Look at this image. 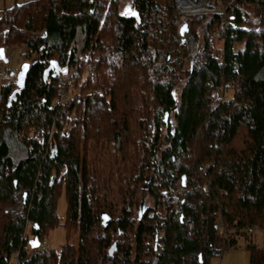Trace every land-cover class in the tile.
Masks as SVG:
<instances>
[{
  "label": "trees",
  "instance_id": "trees-1",
  "mask_svg": "<svg viewBox=\"0 0 264 264\" xmlns=\"http://www.w3.org/2000/svg\"><path fill=\"white\" fill-rule=\"evenodd\" d=\"M123 1L14 0L0 11V46L37 56L22 90L0 81V264L15 253L18 264H209L253 230L262 246H245L250 264H264V0L189 16L191 66L172 0ZM51 61L66 74L44 81ZM175 180L191 229L165 217L159 191ZM19 191L22 210L9 212ZM61 193L66 243L31 249L25 220L46 240ZM140 198L153 206L138 220Z\"/></svg>",
  "mask_w": 264,
  "mask_h": 264
},
{
  "label": "built area",
  "instance_id": "built-area-1",
  "mask_svg": "<svg viewBox=\"0 0 264 264\" xmlns=\"http://www.w3.org/2000/svg\"><path fill=\"white\" fill-rule=\"evenodd\" d=\"M211 3V9L208 10V13H223V9L222 8H218V6L216 5L217 3H220V0H210ZM176 7L178 8L177 4ZM222 9V10H221ZM198 13H202V10L194 13V14H198ZM207 13V12H206ZM191 14V15H194ZM181 25V23H179L177 26V28H179ZM45 33L42 32L40 33L41 37H44ZM185 36V35H184ZM180 39L184 42L185 39L183 37H180ZM0 48L3 49V57L4 60H0V81L3 80H7L10 81L13 86L15 87V82H16V75L19 72L20 68L17 70H13L12 69V65L14 64L15 61V57H14V51L17 50L20 52V67L23 63H28L29 66L34 63L37 59L36 53H34L33 51H31L25 44H16V45H9V46H0ZM193 57L195 56V52L194 48H192ZM78 58H80V56H78ZM74 68L72 67L69 72H68V77H71L73 75V70ZM71 87V85L69 86ZM16 89V88H15ZM69 90V89H68ZM68 91L67 92H62L60 94V96L58 97V99L56 100L55 106H57L58 108L62 107L64 105V103L68 100ZM213 106V105H212ZM76 118V109L74 108L72 110L71 115L68 117V120L65 124V128L66 130L69 129V124L73 121H75ZM50 141V140H49ZM186 192V189L183 185V183L180 180H175L171 182V188L167 191V190H162L161 194L163 196H165V204H166V211H165V217L167 219H174L175 221H181L187 228L191 229L192 228V223L189 219H184L182 217V213L180 210V206H181V199L184 196ZM25 194V191H19L16 193H13L11 195V199L14 202V205L9 208V210L11 212H17L20 213L22 210V204L23 202L27 199L23 198V195ZM29 209H31V205L28 206ZM220 226V232L221 234H224V228L221 224H219ZM35 227L33 222L29 221L28 219L25 220V227H24V231H23V235L22 238H28L29 240L32 239V237L30 236V231L31 229ZM165 237L164 231L162 230L161 232H159L157 238H156V246L158 247V249L163 247V239ZM38 248H40L41 250H46L49 248V244L47 242V240H43L42 242H39V246ZM159 253V251H158ZM11 264H18V257H17V253H15L12 257L11 260Z\"/></svg>",
  "mask_w": 264,
  "mask_h": 264
},
{
  "label": "rangeland",
  "instance_id": "rangeland-1",
  "mask_svg": "<svg viewBox=\"0 0 264 264\" xmlns=\"http://www.w3.org/2000/svg\"><path fill=\"white\" fill-rule=\"evenodd\" d=\"M16 1L23 2L25 0H16ZM129 1L130 0H124L121 3V9L125 10L127 5H129ZM172 1L174 3L176 11L180 15V17L174 21L176 24V32H178L177 25L181 23L183 19H186L188 23V33L185 34V36L183 37L185 39L184 42L180 39V36L177 33V36L179 37L181 44L185 45V48L188 51V60L186 63V66H187V65H190L191 63V59H192L191 55L193 54L192 48H194V51L196 50L195 54L197 53V50H198L197 42L189 34L190 25L188 22V17L193 16V15L180 10L179 7L177 8L176 0H172ZM200 1L203 2L204 4L202 13H206V12L208 13V10L211 9L210 0H200ZM10 2L11 0H0V11H2L4 7H8V5L11 4ZM217 4L216 5L218 6V8L224 9L221 3H217ZM198 14H201V13H198ZM194 15H197V14H194ZM220 46H221L220 43H218L217 41H214L215 49L216 48L219 49ZM13 54L15 57V61H14V64L12 65V69L17 70L20 68V64H21L20 63V52L15 50ZM177 96H178V93L174 92V98L177 99ZM162 190L159 191V194L165 199V196L161 194ZM138 204H143L144 207L153 206V202L147 198L138 199ZM8 211L11 212L9 208H8ZM65 211H66L65 196L63 193H61L57 197V202H56V214L58 217V224L54 228L50 229L47 232V235L45 237L49 244L50 250L57 251L67 241L66 232L64 230V227L62 226L64 218H65ZM249 235H251V239L248 240V239H245L244 237H240L238 240L237 246L234 249L225 250L224 252H222L220 257L214 258L213 260L210 261L209 264H250V252L246 249L245 246L249 244V242H252V244L255 245L257 248L261 247L262 246V236H261L260 231L258 230L251 231Z\"/></svg>",
  "mask_w": 264,
  "mask_h": 264
},
{
  "label": "water",
  "instance_id": "water-1",
  "mask_svg": "<svg viewBox=\"0 0 264 264\" xmlns=\"http://www.w3.org/2000/svg\"><path fill=\"white\" fill-rule=\"evenodd\" d=\"M126 15L130 18L136 19L137 22L139 21L138 14L135 11L133 5L129 7ZM177 33L180 37H184V35L188 33V23H187L186 19L182 20L181 25L178 28ZM0 60H4L2 48H0ZM191 65H192V59H191L190 66ZM25 66H27V67H25ZM29 67L30 66L28 63H23L21 65L20 70L16 75V82H15L16 91H20L25 87V82H26L27 73L29 71ZM66 71H67V64L64 67H59L55 61H51L49 66L43 72V80L44 81L47 80V78L51 72H52V76H59V75H65ZM8 105H10V102ZM164 121L165 122L168 121V114L167 113L165 114ZM23 198L26 199V194L23 195ZM144 208L145 207L143 206V204H139L138 213H137V219L138 220H140V218L144 212ZM35 228L37 229V226H35ZM29 246L33 250L37 249L39 246L38 238L34 237L33 239L29 240ZM111 252H112V250L110 249L109 254Z\"/></svg>",
  "mask_w": 264,
  "mask_h": 264
},
{
  "label": "bare ground",
  "instance_id": "bare-ground-1",
  "mask_svg": "<svg viewBox=\"0 0 264 264\" xmlns=\"http://www.w3.org/2000/svg\"><path fill=\"white\" fill-rule=\"evenodd\" d=\"M176 4L180 10L189 14L197 13L204 8V4L200 0H176Z\"/></svg>",
  "mask_w": 264,
  "mask_h": 264
},
{
  "label": "crops",
  "instance_id": "crops-1",
  "mask_svg": "<svg viewBox=\"0 0 264 264\" xmlns=\"http://www.w3.org/2000/svg\"><path fill=\"white\" fill-rule=\"evenodd\" d=\"M13 2H14V0H11V2H10L11 4H10V5H8V7H4V9H5V8H9V7H11V6H12V4H13Z\"/></svg>",
  "mask_w": 264,
  "mask_h": 264
},
{
  "label": "snow or ice",
  "instance_id": "snow-or-ice-1",
  "mask_svg": "<svg viewBox=\"0 0 264 264\" xmlns=\"http://www.w3.org/2000/svg\"><path fill=\"white\" fill-rule=\"evenodd\" d=\"M25 67H27V66H25Z\"/></svg>",
  "mask_w": 264,
  "mask_h": 264
}]
</instances>
